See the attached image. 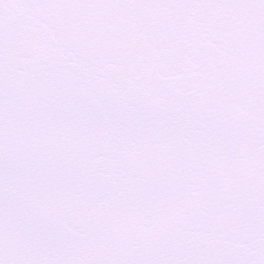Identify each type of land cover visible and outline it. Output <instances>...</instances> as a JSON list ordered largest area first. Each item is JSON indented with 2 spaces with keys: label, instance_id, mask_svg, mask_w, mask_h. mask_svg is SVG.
I'll return each mask as SVG.
<instances>
[{
  "label": "water",
  "instance_id": "water-1",
  "mask_svg": "<svg viewBox=\"0 0 264 264\" xmlns=\"http://www.w3.org/2000/svg\"><path fill=\"white\" fill-rule=\"evenodd\" d=\"M234 1L0 0V264H264V0Z\"/></svg>",
  "mask_w": 264,
  "mask_h": 264
}]
</instances>
